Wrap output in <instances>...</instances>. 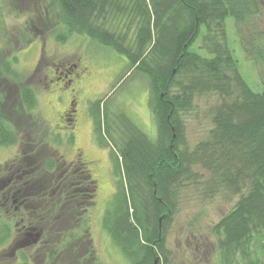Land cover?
<instances>
[{
	"label": "trees",
	"instance_id": "trees-1",
	"mask_svg": "<svg viewBox=\"0 0 264 264\" xmlns=\"http://www.w3.org/2000/svg\"><path fill=\"white\" fill-rule=\"evenodd\" d=\"M55 1L63 29L57 41L87 35L122 54L148 80L155 138L124 112L111 117L106 100L88 105L97 142L107 146L111 140L115 148L110 155L116 189L102 225L129 264H154L163 253V232L174 211L172 188L193 174V164L209 172V188L239 194L211 227L221 264H264V31L254 27L241 39L262 71L263 90L256 92L238 70L225 27L227 17L238 33L249 25L258 0ZM198 36L210 57L189 50ZM5 75L20 79L8 58L0 60V86ZM15 82L10 80L3 97L0 91V145H21L18 155L0 164V246L21 243L14 264H101L87 213L94 180L82 162L70 164L47 141L45 121L31 114L37 104L32 87ZM206 93L219 96L213 128L194 149H180L179 112L194 95Z\"/></svg>",
	"mask_w": 264,
	"mask_h": 264
},
{
	"label": "rangeland",
	"instance_id": "rangeland-1",
	"mask_svg": "<svg viewBox=\"0 0 264 264\" xmlns=\"http://www.w3.org/2000/svg\"><path fill=\"white\" fill-rule=\"evenodd\" d=\"M258 3L259 9L250 24L242 26L239 33L232 17L225 20L228 47L240 74L256 92L263 90L262 71L250 54L245 53L241 39L245 41L254 27L264 31V0H258ZM2 4L5 29L0 32V60L8 58L20 74L18 81L5 75L8 79L0 86L2 97L10 80L32 87L37 104L31 114L45 121L47 141L69 161L74 159L77 148L82 151L83 161L95 184L87 213L97 260L101 264H129L102 225L103 214L116 189L110 155L115 148L111 140L107 146L97 142L88 105L95 99L106 100L111 117L124 112L150 138H155L156 124L149 106L148 80L141 72L131 69L122 54L87 35L73 33L65 42L57 41L56 35L63 29L61 9L55 0H2ZM199 45L200 36L189 50L210 57L211 54ZM54 63L75 66L68 74L62 70L67 74L63 80L51 81ZM76 72L80 77L75 75L71 85L65 86ZM70 87L78 88L73 127L60 117L67 106ZM218 97L216 93L196 94L191 105L179 112L183 123L180 149L190 151L208 137L213 128L212 114ZM113 138L118 146L120 140L116 133ZM19 146L20 143L0 145V164L15 157ZM191 168L193 174L172 188L174 211L163 232L164 251L158 253L159 264H221L211 227L233 207L239 194L224 186L209 188V172L200 164H193ZM246 191L247 188L241 190ZM18 243V240H11L0 246V264L15 263ZM254 246L257 247V243ZM261 258L264 259V253Z\"/></svg>",
	"mask_w": 264,
	"mask_h": 264
},
{
	"label": "flooded vegetation",
	"instance_id": "flooded-vegetation-1",
	"mask_svg": "<svg viewBox=\"0 0 264 264\" xmlns=\"http://www.w3.org/2000/svg\"><path fill=\"white\" fill-rule=\"evenodd\" d=\"M55 65V69L53 70V74L49 77V79L51 81H60V80H63V76L67 75L68 73H71V69L73 66H75V64H72L71 66H68V67H64L63 64L61 63H54ZM66 71V73L63 74V71ZM75 75L77 77H80V74L78 72H76L74 74V77L73 78H70L67 80L65 86H70L71 85V81L76 79L75 78ZM78 93V88L77 87H70V91H69V100H68V103H67V106L65 107V109L62 110L61 112V118L63 119V121L67 120L66 123H70V127H73L75 125L74 121H75V117L74 116V113L76 111V108H75V103H76V100H75V96L76 94ZM78 152H76L74 155V159L69 161L67 160L70 164L72 163H80L82 162L85 167H86V163L83 161V154H82V151L77 148ZM19 154V153H18ZM17 154V155H18ZM16 156V155H15ZM14 158V157H13ZM87 168V167H86Z\"/></svg>",
	"mask_w": 264,
	"mask_h": 264
},
{
	"label": "water",
	"instance_id": "water-1",
	"mask_svg": "<svg viewBox=\"0 0 264 264\" xmlns=\"http://www.w3.org/2000/svg\"><path fill=\"white\" fill-rule=\"evenodd\" d=\"M159 221H161V218H160V220ZM157 261H158V257L157 258H155V260H154V264H156L157 263Z\"/></svg>",
	"mask_w": 264,
	"mask_h": 264
}]
</instances>
